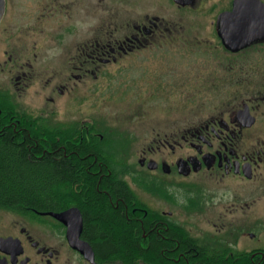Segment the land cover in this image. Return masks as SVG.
Listing matches in <instances>:
<instances>
[{"label": "flooded vegetation", "instance_id": "flooded-vegetation-1", "mask_svg": "<svg viewBox=\"0 0 264 264\" xmlns=\"http://www.w3.org/2000/svg\"><path fill=\"white\" fill-rule=\"evenodd\" d=\"M181 1L200 19L211 15L213 20L209 24L195 25L192 31L184 25L151 21L146 27L137 25L135 33L118 43L98 41L78 46L77 56L68 58L70 63L82 65L81 77L88 74L86 65L118 61L120 70L126 65L123 62L132 58L124 70L134 65L142 71L127 80L122 79L126 73H118V81H121L118 87H134L137 94L144 92L151 100H166L167 108L182 113L177 123H168L163 133H153L154 136L147 139L148 148L139 159L141 168L133 170L135 178L125 175L133 182L127 184L132 194V217L149 219L165 232H180L183 238L196 240L197 247L209 249L212 254L219 251L222 256L264 257V237L251 230L261 232L263 229L248 221V213L264 205V0H258L259 10L251 11L250 3L244 5V15L249 16L246 21L255 25L241 33H234L232 28L228 31L222 25L223 17L233 11L235 0ZM208 2L212 6L207 14ZM83 3L88 5V0ZM2 6L0 48L4 49L3 55H8L6 49L11 34L33 33L40 37L46 30H58L62 22L53 24V20L60 17L67 22L61 26L63 30L74 29L73 23L68 21L74 0H0ZM171 36L178 40H167ZM32 48L48 50L41 40ZM72 49L70 45L68 51ZM143 53L149 56L140 58ZM24 65L20 67L18 81L23 85V92L28 93L36 78L30 73L32 65ZM57 92L65 93L63 89ZM5 95L12 101V93ZM144 102L139 107L145 109ZM189 105L195 111V119L191 121L185 114ZM13 107L15 113H11L10 118H20L18 124L24 129L48 123L46 119L42 123L34 118L36 110ZM86 130L90 133L89 127ZM94 134L101 141L107 138L104 134ZM123 137V134L109 137L115 145L117 161L128 158V144L132 145L133 138L136 139ZM105 176L116 183L123 182L118 169L107 170ZM206 204L218 208L219 221L234 216L243 218L242 224L227 228L223 223L218 227L217 240L211 248L192 237L183 220L187 211L201 212ZM80 211L85 224L84 213ZM51 212L33 209V216H25L29 221L43 223L45 219L55 220L48 215ZM232 222L230 220L227 226ZM14 227L13 231H0V264H58V252L40 246L23 226ZM247 230L246 243H236ZM83 239L92 247L94 259H86L71 249L77 253L81 264H118V259L102 258L94 244Z\"/></svg>", "mask_w": 264, "mask_h": 264}, {"label": "rangeland", "instance_id": "rangeland-1", "mask_svg": "<svg viewBox=\"0 0 264 264\" xmlns=\"http://www.w3.org/2000/svg\"><path fill=\"white\" fill-rule=\"evenodd\" d=\"M207 6L208 14L212 4L208 2ZM211 20H213L211 15L200 19L196 13L185 8L181 0L176 2L175 0H88V5L84 4L83 0H74L71 18L68 19L74 25L72 31L67 32L62 29L61 26L67 22L66 18L60 17L53 20V24L62 22L59 24V29L46 30L40 37L33 33L10 35V43L6 49L9 50L8 55H3L4 49L0 48V92L12 93V101L11 99L9 101L12 106L38 111L34 118L40 121L48 120V123L45 122L48 126L69 127L75 123L89 122L88 124L95 126L102 134H110L113 137L123 134V138L131 140L136 137L133 138L132 145L128 144L130 149L127 153V165L130 173L131 170L141 168L139 159L143 151L148 148L147 139L153 133L154 135L163 133L168 123H177L181 120L182 113L167 108L166 100L157 98L151 100L152 97L144 92L142 95L137 94L134 87L124 89L118 87L121 82L118 81V73H126L122 79L127 80L135 78L134 75L142 71L134 65L128 71L124 70L132 58L124 61L126 65L120 70L118 61L108 65L103 63L86 65L84 68L88 74L81 77L84 73L82 65L76 62L70 63L68 57H76L78 46L84 44H94L98 41L110 44L125 40L135 33L137 25L142 24L146 27L151 21L178 27L184 25L192 31L195 25L209 24ZM61 35L63 37L60 39ZM39 40L48 47L47 51L32 48L33 45L39 44ZM167 40L178 39L171 36ZM70 45L73 49L68 51ZM146 56H149V53L139 55L140 58ZM24 62L32 65L30 73L36 78L28 93L23 92V85L20 86L18 81L21 74L20 67L26 66ZM61 89L65 91L63 95L57 92ZM143 101H145V109L139 107ZM191 109L193 107L189 105L185 113L188 121L195 119V111ZM122 177L133 184L130 177L125 175ZM206 205L201 212L187 211L183 214V220L192 237L211 248L210 245L217 240L215 234L218 227L223 223L227 228L242 224L243 218L234 216L219 221L216 212L218 208ZM25 215L22 211L0 206V231H13L14 226L18 228L23 226L40 242V246H48L59 253L58 264H81L77 253L72 252L69 247L61 224L50 219L43 220V223L32 222ZM248 215V221L263 229L261 232L258 229L251 230L264 237V205L259 209H252ZM230 220L235 222L227 226ZM243 233L245 238L236 242L240 245L246 243L249 234L248 230ZM118 264L122 263L118 261ZM135 264H152V261L149 259Z\"/></svg>", "mask_w": 264, "mask_h": 264}, {"label": "trees", "instance_id": "trees-1", "mask_svg": "<svg viewBox=\"0 0 264 264\" xmlns=\"http://www.w3.org/2000/svg\"><path fill=\"white\" fill-rule=\"evenodd\" d=\"M10 105L0 93V206L27 216L33 209L61 212L76 206L85 217L83 238L102 258L122 264L149 259L157 264H264L259 256L212 254L180 232L132 217L127 184L105 176L109 169L129 173L125 160L118 167L111 139L99 140L81 123L24 129L20 118H10L15 113Z\"/></svg>", "mask_w": 264, "mask_h": 264}, {"label": "water", "instance_id": "water-1", "mask_svg": "<svg viewBox=\"0 0 264 264\" xmlns=\"http://www.w3.org/2000/svg\"><path fill=\"white\" fill-rule=\"evenodd\" d=\"M250 3V10L260 9V3L258 0H236L234 13H231L223 18L222 25L228 28L234 29V33H241L247 30L248 27L255 25V23L247 22L244 15V5ZM4 7H0V19L2 18ZM250 11V12H251ZM249 13V11L247 12ZM259 15L261 12H258ZM253 12L250 13L252 16ZM251 24V25H250ZM52 217L64 224L67 228L66 237L69 245L74 250L80 252L86 259H94V253L90 244L81 239L84 220L81 211L78 208H71L61 213H50Z\"/></svg>", "mask_w": 264, "mask_h": 264}]
</instances>
